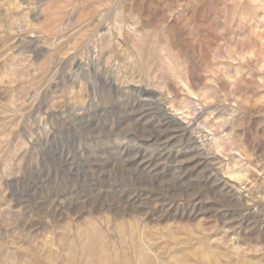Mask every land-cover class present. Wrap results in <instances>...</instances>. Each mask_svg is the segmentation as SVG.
<instances>
[{"label": "rangeland", "instance_id": "1", "mask_svg": "<svg viewBox=\"0 0 264 264\" xmlns=\"http://www.w3.org/2000/svg\"><path fill=\"white\" fill-rule=\"evenodd\" d=\"M0 264H264V0H0Z\"/></svg>", "mask_w": 264, "mask_h": 264}]
</instances>
